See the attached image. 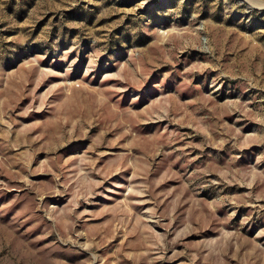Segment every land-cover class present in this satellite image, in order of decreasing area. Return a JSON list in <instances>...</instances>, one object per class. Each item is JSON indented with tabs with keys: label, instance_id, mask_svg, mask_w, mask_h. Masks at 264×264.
Listing matches in <instances>:
<instances>
[{
	"label": "rangeland",
	"instance_id": "1",
	"mask_svg": "<svg viewBox=\"0 0 264 264\" xmlns=\"http://www.w3.org/2000/svg\"><path fill=\"white\" fill-rule=\"evenodd\" d=\"M0 264H264V0H0Z\"/></svg>",
	"mask_w": 264,
	"mask_h": 264
},
{
	"label": "bare ground",
	"instance_id": "2",
	"mask_svg": "<svg viewBox=\"0 0 264 264\" xmlns=\"http://www.w3.org/2000/svg\"><path fill=\"white\" fill-rule=\"evenodd\" d=\"M252 6V5H251Z\"/></svg>",
	"mask_w": 264,
	"mask_h": 264
}]
</instances>
